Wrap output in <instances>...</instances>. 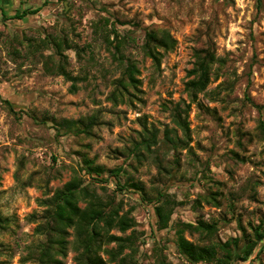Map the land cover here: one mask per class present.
Returning <instances> with one entry per match:
<instances>
[{
    "label": "rangeland",
    "instance_id": "1",
    "mask_svg": "<svg viewBox=\"0 0 264 264\" xmlns=\"http://www.w3.org/2000/svg\"><path fill=\"white\" fill-rule=\"evenodd\" d=\"M257 1L0 0V210L15 218L11 228L0 233L2 264H38L44 240L35 230L44 210L39 202L70 180L83 150L108 168L124 164L149 188L164 186L180 202L174 222L219 220L215 238L239 236V216L245 224L264 220V140L257 136L258 120L264 116V108L257 107L264 106V0L261 8ZM27 8L40 11L12 18ZM104 18L127 37L124 53L140 70V92L132 103L115 104L109 98L122 69L113 57L114 48L104 41L110 27L96 29ZM149 26L169 29L178 42L160 68L141 49ZM55 40L64 42L65 60ZM210 42L223 61L216 64L219 76L208 88L213 93L200 94L201 108L196 103L191 107V149L174 154L162 148L163 168L149 159L135 170L129 166L136 163L129 151L141 140L143 123L156 126L159 136L167 125L174 127L167 107L189 101L185 84L194 50ZM48 63L54 67L48 68ZM61 63L82 78L75 92L70 90L72 82L57 72ZM93 114L100 123L91 136L58 135L51 119ZM96 187L106 197L115 184ZM217 190L223 193L222 207L196 204L207 191ZM124 200V210H132L137 220L134 264H189L173 242V229L154 231L153 205L132 192ZM113 232L128 236L132 230ZM186 236L201 241L198 233L187 231ZM76 256L71 245L65 263L79 264ZM246 264H264V253Z\"/></svg>",
    "mask_w": 264,
    "mask_h": 264
},
{
    "label": "trees",
    "instance_id": "2",
    "mask_svg": "<svg viewBox=\"0 0 264 264\" xmlns=\"http://www.w3.org/2000/svg\"><path fill=\"white\" fill-rule=\"evenodd\" d=\"M257 3L258 8H261L263 0H258ZM39 11L40 8H27L12 18L23 19ZM1 15L7 19L5 12L2 11ZM108 27H110L109 31L103 34L104 41L114 48L113 57L122 69L120 77L114 81V89L109 98L115 104L132 103L136 92H140L141 79L138 77L140 70L137 62L124 53L128 44L127 37L112 24L109 18L100 21L96 29L102 30ZM110 36H113L112 39ZM63 43V41H53L58 54L65 60ZM30 44L33 45V41H30ZM177 44V39L169 29L149 26L145 28L141 49L152 60L153 65L160 68L165 54L174 50ZM222 61L212 42L194 50L193 67L188 71V80L185 84L189 101L182 99L167 107L174 127L167 125L163 130V136H159L160 130L156 126L149 127L147 122L143 123L141 140L129 151V157H132L136 163H129V166L138 170L145 160L153 159L159 168H163L162 148L164 149L162 152L173 151L174 154L183 149H191L189 143L192 139L189 121L191 107L196 103L201 108L200 94L213 93L208 88L211 82L218 78L216 64L220 66ZM48 65V68L54 67L51 63ZM56 68L58 73L72 82L70 90L75 92L78 89L77 82L82 78L69 72L64 63ZM4 101L13 110L11 102ZM257 107L259 110L264 108L259 105ZM51 119L58 135L73 133L91 136L94 127L100 123L99 116L95 114L79 119L64 118L59 121L56 118ZM257 136L264 140L263 115L258 120ZM239 143L240 146L243 145L241 138ZM233 153L239 155L237 152ZM79 156L80 167L76 169L70 180L57 188L53 196L39 202L40 206H44V210L35 230L44 237V240L39 244L36 258L38 264H66L64 259L68 256L71 245L77 251L76 260L79 264L110 262L134 264L132 257L135 252L137 220L131 215L132 210H124V195L130 192L138 194L144 203L153 205L156 219L154 231L160 233L174 230L173 242L189 264H246L253 259H259L264 253V220L249 221L245 224L239 216L237 219L241 231L239 236H231L226 240L215 238L219 231V220L209 221L200 217L194 223L173 221V215L180 202L164 186L149 188L144 181L135 178L124 164L108 168L98 163L88 151H80ZM174 160L178 165L180 158L176 157ZM166 172L169 173V170L166 169ZM109 182L115 184V189L113 193L104 197L97 191L96 185L105 188V184ZM222 195L223 193L218 190L207 191L201 196L202 199L197 198L195 202L201 205L202 201H205L220 208ZM233 198L235 200V197ZM13 222H15L14 217L5 216L0 210V233L10 229ZM115 229L121 233L131 229L132 233L123 236L114 233ZM187 231L198 233L201 241L195 242L187 238ZM71 236L73 240L69 239ZM113 243L116 244L114 247H107ZM127 248L131 249L129 253H125ZM102 252L107 255V259L103 257Z\"/></svg>",
    "mask_w": 264,
    "mask_h": 264
}]
</instances>
